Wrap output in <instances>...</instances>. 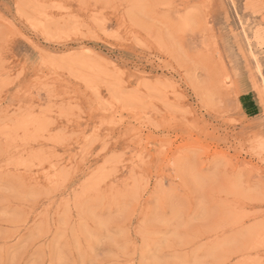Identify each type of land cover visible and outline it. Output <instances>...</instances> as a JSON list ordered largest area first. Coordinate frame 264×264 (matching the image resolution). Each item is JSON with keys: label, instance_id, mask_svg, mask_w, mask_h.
<instances>
[{"label": "rangeland", "instance_id": "374dc122", "mask_svg": "<svg viewBox=\"0 0 264 264\" xmlns=\"http://www.w3.org/2000/svg\"><path fill=\"white\" fill-rule=\"evenodd\" d=\"M0 264H264V0H0Z\"/></svg>", "mask_w": 264, "mask_h": 264}, {"label": "bare ground", "instance_id": "6f19581e", "mask_svg": "<svg viewBox=\"0 0 264 264\" xmlns=\"http://www.w3.org/2000/svg\"><path fill=\"white\" fill-rule=\"evenodd\" d=\"M225 71H226V70H225ZM192 87H194V86H192ZM48 181H51V178H49Z\"/></svg>", "mask_w": 264, "mask_h": 264}]
</instances>
